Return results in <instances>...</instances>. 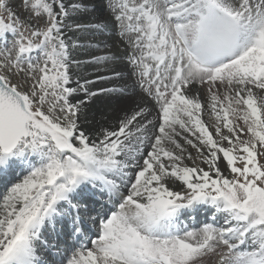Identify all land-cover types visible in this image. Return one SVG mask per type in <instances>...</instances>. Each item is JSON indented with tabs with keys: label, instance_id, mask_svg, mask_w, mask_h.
<instances>
[{
	"label": "snow or ice",
	"instance_id": "snow-or-ice-1",
	"mask_svg": "<svg viewBox=\"0 0 264 264\" xmlns=\"http://www.w3.org/2000/svg\"><path fill=\"white\" fill-rule=\"evenodd\" d=\"M0 177V264H264V0H0Z\"/></svg>",
	"mask_w": 264,
	"mask_h": 264
},
{
	"label": "bare ground",
	"instance_id": "bare-ground-1",
	"mask_svg": "<svg viewBox=\"0 0 264 264\" xmlns=\"http://www.w3.org/2000/svg\"><path fill=\"white\" fill-rule=\"evenodd\" d=\"M81 58H84V57L81 56ZM3 180H4V178L0 177V183H2ZM212 212H213V210L208 209L206 206L205 207H201L198 211L190 213V216L194 217V219H185V222L186 223L196 224V222L198 220H200L202 216H203V219H205V221H208V220H210V218L212 216ZM89 234H90V237L86 239L87 242L89 240L95 238V228H91ZM89 246H90V244H89Z\"/></svg>",
	"mask_w": 264,
	"mask_h": 264
},
{
	"label": "rangeland",
	"instance_id": "rangeland-1",
	"mask_svg": "<svg viewBox=\"0 0 264 264\" xmlns=\"http://www.w3.org/2000/svg\"><path fill=\"white\" fill-rule=\"evenodd\" d=\"M4 190V187H3V184L2 185H0V191H3ZM199 222H202V221H198V224H199Z\"/></svg>",
	"mask_w": 264,
	"mask_h": 264
}]
</instances>
